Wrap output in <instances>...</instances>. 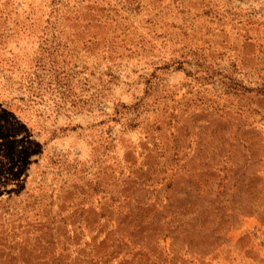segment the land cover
Masks as SVG:
<instances>
[{
	"label": "rangeland",
	"instance_id": "obj_1",
	"mask_svg": "<svg viewBox=\"0 0 264 264\" xmlns=\"http://www.w3.org/2000/svg\"><path fill=\"white\" fill-rule=\"evenodd\" d=\"M0 264H264V0H0Z\"/></svg>",
	"mask_w": 264,
	"mask_h": 264
},
{
	"label": "trees",
	"instance_id": "obj_2",
	"mask_svg": "<svg viewBox=\"0 0 264 264\" xmlns=\"http://www.w3.org/2000/svg\"><path fill=\"white\" fill-rule=\"evenodd\" d=\"M58 87H62L63 88V91H62L63 93L68 92L67 85H66V80L63 77L59 78Z\"/></svg>",
	"mask_w": 264,
	"mask_h": 264
}]
</instances>
